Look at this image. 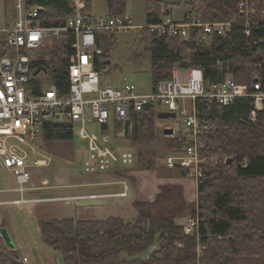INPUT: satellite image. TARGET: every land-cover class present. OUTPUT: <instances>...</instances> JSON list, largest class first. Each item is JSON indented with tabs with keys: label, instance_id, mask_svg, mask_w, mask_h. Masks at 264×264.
Wrapping results in <instances>:
<instances>
[{
	"label": "trees",
	"instance_id": "16d2710c",
	"mask_svg": "<svg viewBox=\"0 0 264 264\" xmlns=\"http://www.w3.org/2000/svg\"><path fill=\"white\" fill-rule=\"evenodd\" d=\"M83 1L86 17H100L90 14L92 0ZM105 1L106 17L120 20L129 0ZM240 2L186 0L184 6L190 10L197 3L205 20L229 21L234 15L243 19L238 9ZM250 5L261 11L264 0H251ZM37 6L42 7L38 19L44 28L63 27L75 14L72 0H25L27 11ZM166 8L163 1L146 0L147 25L160 22L167 14ZM253 29L252 36L264 38V22ZM138 33L150 53L155 86L162 79L172 78L178 68L198 69L209 88L223 83L228 73L236 84L246 85L249 92L255 91V79L264 81V43L254 47L252 38L239 25L228 37H206V45L197 29L191 31L189 38L160 36L146 26ZM116 35L97 31L103 53L96 56V66L109 67L111 83V75L117 69L111 57ZM73 40L72 31L49 37L47 45L32 60L35 71L45 67L52 75L51 81L63 92L68 91L64 78ZM187 49L192 51L190 61L184 57ZM33 83H38V79ZM158 105L161 104L130 110L131 139L143 147L159 141ZM195 107L198 118L209 126L199 136L203 145L198 152L205 163L198 179L197 204L185 200L181 185L165 184L153 201H135L138 215L133 220L59 219L43 208L38 211L43 240L57 251L62 264H264V108L257 109L253 97H237L229 105L202 97L196 100ZM42 134L44 140L72 139L74 127L45 122ZM189 142L187 135L178 134L173 144L167 142L166 147L172 153H184ZM228 158L232 161L227 162ZM183 174L188 176L190 172L185 170ZM183 215L198 218L192 232H186V223L178 221ZM155 245L157 249L147 259L140 257ZM0 264H25L2 237Z\"/></svg>",
	"mask_w": 264,
	"mask_h": 264
},
{
	"label": "built area",
	"instance_id": "2783aa9c",
	"mask_svg": "<svg viewBox=\"0 0 264 264\" xmlns=\"http://www.w3.org/2000/svg\"><path fill=\"white\" fill-rule=\"evenodd\" d=\"M251 0H241L239 15L229 21H207L200 13V7H191L183 21H175L169 16L155 24L146 25L158 35L189 38L191 31L197 29L198 36L217 35L228 37L234 26L243 27L244 33L252 38L254 47L264 43L263 37L252 36L254 27L264 22V9L258 11L250 5ZM74 16L63 27L44 28L40 26L38 13L42 7L25 9V0H18V16L12 25L0 27V158L3 165L17 177L16 190L23 196L31 189L32 172L30 167L41 165L35 159L36 143L43 136L42 125L45 122L72 124L74 132L79 127V135L87 141L88 152L84 161L89 173L103 172L111 167L135 163L136 154L130 149H116L111 145L106 133L96 134L88 130L87 124L98 122L101 126L109 125L112 114L124 123L130 119V110L144 109L149 104H162L167 110L176 113L181 126L176 127L177 134L187 135L190 142L184 147V156L195 165L196 180L203 175L199 156L202 143L199 136L209 128L196 114L195 103L198 98H215L223 105L231 104L237 97H253L257 109L264 108V81L257 79L254 92H249L244 84H236L229 74L220 85L206 86L203 75L198 69L178 68L172 78L158 81L156 89L150 93H140L135 83L123 76L124 87H116L107 81L105 75L109 69H97L96 56L103 53L99 46L97 31L112 33L126 31L131 27V17L123 15L120 20L106 16L97 19L83 14L85 2L73 0ZM69 31L74 32L73 53L68 58L67 76L64 78L68 91H61L53 81L42 87L39 75L52 76L43 70L37 73L32 60L47 45L49 37L59 36ZM264 65V58L262 60ZM38 79V83H33ZM190 101V103H189ZM32 152L29 157L28 150ZM178 157L167 159V165H176ZM46 162V161H45ZM123 192L115 196H126L128 183ZM92 195L91 198H97ZM103 196V195H101ZM43 199H14L1 204H20L42 202ZM198 225V218H190L185 226L186 232H192ZM27 259L25 258L24 261Z\"/></svg>",
	"mask_w": 264,
	"mask_h": 264
},
{
	"label": "crops",
	"instance_id": "0c3cea01",
	"mask_svg": "<svg viewBox=\"0 0 264 264\" xmlns=\"http://www.w3.org/2000/svg\"><path fill=\"white\" fill-rule=\"evenodd\" d=\"M160 1L167 3L166 15L175 21L185 20L188 13H190L191 9L189 10L184 6L186 0L180 1L179 3L172 0ZM174 5L177 8L176 13L181 11L183 7L185 8L182 16L173 14ZM195 5L199 6V4L193 3L191 7L193 8ZM102 15L104 14H95L92 16ZM145 25H147V17ZM134 26L137 27V25ZM206 44H208V42ZM184 57L186 61H190L192 58V51L187 49L184 52ZM229 74L230 73H228L227 76ZM105 78L110 81V75H108V73L105 75ZM155 89L156 86L152 83L149 90L144 92L138 91L140 93H150ZM114 119L116 123H121L116 129V132H118L123 128L124 123L118 121L115 117ZM108 127L109 125L104 129L101 126V129L106 131ZM166 127L176 128L177 126L163 124L159 128V140L165 138L164 141H161L164 144L163 148L166 149L165 158H157V163H155V160L148 159L144 166L143 159L141 158V151L136 153L131 148H125L127 146L122 147L114 144L110 138L111 145L114 148L130 149L135 152V163L132 165L117 164L106 171L98 173L87 172L84 165V170H77L76 167L70 164L71 160L68 157L61 160L60 163L56 162L54 165L52 164L55 161L50 156L38 158V155L41 154L40 150L38 151V146L41 149L44 142L47 141L44 140L42 136L39 142L36 143L37 153L35 155V159H40L42 164L30 167L32 172L31 189L21 196L16 190L17 185L9 189L5 187L0 188V202H7L21 197L30 200H44L42 202L0 205V228H6L8 230L15 243L14 248L17 250L19 259L25 264H62L57 251L43 240L38 218V211H41L43 208L47 209L48 213L52 216L59 219L106 220L109 217H120L125 220H133L138 215V211L134 207L135 201H153L160 192V187L165 184L181 185L184 190L185 200L189 204H197L198 181L194 176L195 165L190 160L184 162L183 159H180L185 153H180L175 156L172 154L171 150L166 147V140L168 136L171 135L164 132ZM160 131H162V133ZM107 135L109 136V134ZM130 137L131 136H128V138ZM57 141L63 142L64 140H56L55 142ZM64 148H68V146L65 145ZM53 149L55 151L62 150L61 145H53ZM27 150L29 157H31L32 152L29 149ZM173 157L179 158L177 163H181V166H166L167 159ZM160 159H164L165 162L163 164L165 165L158 163ZM185 170H188L190 175L184 176L183 173ZM125 183H128L127 195L115 196L114 194L126 190ZM92 195L98 196L97 198H91ZM180 218V220L184 219V222L187 223L191 216L183 215ZM184 222L181 223L185 224ZM153 247L141 253L140 256L144 253L152 252ZM8 248L10 247L8 246ZM150 254H148V257ZM25 258L27 259L26 261H24Z\"/></svg>",
	"mask_w": 264,
	"mask_h": 264
},
{
	"label": "rangeland",
	"instance_id": "374dc122",
	"mask_svg": "<svg viewBox=\"0 0 264 264\" xmlns=\"http://www.w3.org/2000/svg\"><path fill=\"white\" fill-rule=\"evenodd\" d=\"M18 0H0V27L5 25H12L18 16V11L16 9V3ZM179 3L183 0H172ZM73 3V0H72ZM165 3V2H164ZM167 5V3H165ZM173 14L177 16H182L184 12V7L181 11L177 12V8L174 5ZM106 1L105 0H92V9L90 11L91 15L95 14H104L106 16ZM123 15H128L131 17V24L137 25V27H131L126 31H122L117 33L116 35V44L112 47L111 57L116 65L117 69L112 73L113 83L114 85H118V87H124V83L122 82L123 76H127L130 82L136 84L137 89L144 92L151 88L152 80H151V57L150 53L146 50L144 43L140 40L139 37V29L146 26V0H129L126 6L123 9ZM167 16V15H166ZM51 76L44 77L42 74L39 75V83L42 87L46 86L51 82ZM108 81V80H107ZM117 87V86H116ZM157 110L159 112L166 111L167 107L165 105H158ZM159 128L165 124H170L174 126H181L180 121L174 118L162 119L158 120ZM121 125V123H116L114 119V115L112 114L109 127L106 131L101 129V125L94 121L87 124L88 130L92 131V133L102 134L106 132L109 134L111 140L114 144L120 145L122 147L127 146L125 148H131L136 153L141 151V158L143 159V164L145 166L146 161L148 159L155 160L157 163V158H165L166 149L163 148V142L165 138H161L156 144H153L148 147L140 146L138 142L133 141V139L128 137H119L116 135V129ZM160 130V129H159ZM162 133V131H160ZM177 132L174 131L173 134L169 135L166 142L169 144H173L174 139L176 138ZM39 142V141H38ZM41 143V141H40ZM53 145H61L62 150H54ZM65 145L68 148H64ZM40 153L38 158L42 156H50L54 159L52 165L56 162L60 163L64 158H70V164L76 167L77 170H84V160L88 152L87 141L82 139L79 135V127L75 129L74 137L71 140H64L63 142L54 140L45 141L42 148L40 149L38 146V151ZM46 154V155H43ZM173 155H178V153H172ZM180 154V153H179ZM138 156V155H137ZM139 158V157H138ZM165 161L164 159L159 160V164L162 165ZM2 160L0 158V188L5 187L7 189L13 188L18 185L16 175L9 171L4 165H2ZM167 166V164H166ZM163 167V166H162ZM11 194V193H9ZM179 222H184L185 220H180ZM189 221V220H188ZM187 221V223H188ZM185 223V222H184ZM186 223V224H187ZM185 224V225H186ZM153 250L157 249V245L152 248ZM149 253L142 254V258L147 259Z\"/></svg>",
	"mask_w": 264,
	"mask_h": 264
},
{
	"label": "water",
	"instance_id": "95a60500",
	"mask_svg": "<svg viewBox=\"0 0 264 264\" xmlns=\"http://www.w3.org/2000/svg\"><path fill=\"white\" fill-rule=\"evenodd\" d=\"M206 43H207L206 37L202 38V44L205 45ZM41 70H43L45 72H48V70L45 67H42V68L37 70V73L39 71H41ZM256 81H257V79H255V82ZM158 117L162 118V119H167V118L176 119L177 116H176V113L174 111L167 110V111L159 112ZM132 124H133L132 120L131 119H127L124 122V124H123V128L120 131L116 132V134L119 135V136H124V137L131 136L132 135ZM102 127L104 129H106L107 128V124L106 123L102 124ZM174 131H175V128H173V127H166L164 129V132L166 134H173ZM231 161H232V158H228L227 159V162H231ZM176 166H181V163H176ZM0 236H2L4 238L6 244L10 248H14L15 247V243H14L12 237L10 236V234H9V232H8V230L6 228H0Z\"/></svg>",
	"mask_w": 264,
	"mask_h": 264
},
{
	"label": "bare ground",
	"instance_id": "6f19581e",
	"mask_svg": "<svg viewBox=\"0 0 264 264\" xmlns=\"http://www.w3.org/2000/svg\"><path fill=\"white\" fill-rule=\"evenodd\" d=\"M254 92V91H253ZM147 108V107H146ZM147 110V109H146ZM137 123V122H136ZM136 134V133H135Z\"/></svg>",
	"mask_w": 264,
	"mask_h": 264
}]
</instances>
